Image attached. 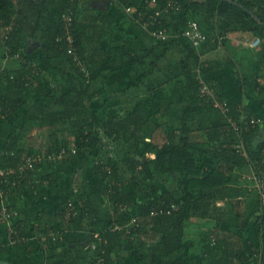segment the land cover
Instances as JSON below:
<instances>
[{
    "label": "trees",
    "instance_id": "16d2710c",
    "mask_svg": "<svg viewBox=\"0 0 264 264\" xmlns=\"http://www.w3.org/2000/svg\"><path fill=\"white\" fill-rule=\"evenodd\" d=\"M15 1L19 11L14 10ZM93 1L0 0V27L14 23L8 41L3 43L4 48L9 46V54L6 51L5 54L11 56V59H16V65L19 66L16 70L0 73V85L6 86V92L0 96V125L8 122L23 107H28L23 123L14 124L6 146L0 149V167L18 169L26 163L34 149L22 146L23 141L32 136L25 133L32 124L40 121H50L52 128L57 121L67 123L75 139V157L84 152L94 153L100 150L105 145V128L112 131L110 135L115 134L119 138L124 136L128 152L123 158V164L127 172L132 174L131 179L121 177L122 169L116 159L119 156L117 153V156H114L116 158L106 155L103 158L100 155L95 160L92 175L108 183H96L98 193L87 180L85 170L76 174L74 180L78 190L76 199L82 204L84 212L88 213L92 225L88 237L95 238L90 235L92 231L101 233V236L97 237L101 241V247L97 254L94 253V258L103 259L100 263L98 261V264H122L116 235L108 230L107 233L104 231L111 223L125 225L139 215V222L130 232L131 236L138 235L139 241L131 247L132 255L138 264H163L167 258H172L181 251L184 254L173 264H203L204 256L210 254H189L192 243L184 241L185 223L195 214L207 216L221 210L218 200L227 197L229 186L238 183L250 166L253 173L258 172L264 176V138L259 137L264 130V119L251 107L228 98L223 84L212 77L232 66L237 58L227 45L226 34L236 33L237 37L239 33L241 36L249 34L260 39L262 46L255 56L262 59L254 64V71L261 74L260 80H252V75L248 76L247 80L237 76L234 84L238 95L248 97L258 106L264 107V0H173L179 3L181 9L165 15L162 25L171 33V38L159 42L151 49L134 52H128L126 47L120 45L121 40L131 39L122 23L113 14L95 6H88ZM106 1L122 10L129 21L139 28L142 24L137 23L135 18L139 14L130 15L127 8L133 7L139 12L145 9L153 11V8L148 7V0ZM167 1L169 0H158V4L162 6ZM64 14L73 16V54L69 52L70 43L66 38L58 41V37L64 36L66 31L62 18ZM192 21H196L207 36V41L199 47H195L184 35ZM19 28L38 43L37 59L40 65L57 70L58 87L48 91L43 82L35 85L41 74L38 66L32 60L24 63L21 57H14L19 52L22 54L17 47L24 46V42L15 34ZM142 29L149 34L145 28ZM221 35L224 36L222 44L226 50L218 51L217 58H206L202 61L203 54L218 49V37ZM14 41L19 43L17 47L14 46ZM173 49H178L182 54L176 76H185V84L180 90L186 109L179 119H173L172 122L179 120V126L170 128V135H163L165 141L158 145L156 142L153 146L150 144L142 153L143 141L153 136L148 125L159 122L161 117L168 118V114L174 110L173 102L177 93L170 94L167 89L169 79L156 76L166 55ZM236 51L238 56L242 54L239 49ZM56 61L69 62L73 70L63 67V63L55 65ZM125 70L134 71L137 80L129 82L119 93H130L134 96L138 95V91L145 89L144 95L133 109L126 111L125 115L120 114L118 120L102 124L100 111L105 108L107 99L93 113H90L89 106L96 98L107 93L106 88L98 89L103 77L105 82V73L116 74ZM200 78L211 87V93L201 91ZM173 90L176 92V89ZM33 94L38 97L29 106L30 96ZM216 98L227 104V111L215 105ZM114 113L117 114L115 111ZM195 124L198 125L197 129L194 128ZM145 132H148V135ZM58 146L53 145L48 153L56 154L64 148H69L67 143ZM152 150H155V155L149 157L148 154ZM73 161V158H66L61 162L69 164ZM57 162L9 176L10 184L0 178V191L8 195H18L23 191L43 194L48 189L58 187L60 176L56 172L42 174V169L48 170ZM157 176L175 178L176 190L162 193L155 203H140L137 211L123 215L119 209L120 204L132 207L135 205L134 199L142 202L154 199L161 193L159 186L150 185ZM252 180L255 184L253 177ZM14 181H17V184L13 185ZM255 190L259 196L258 204L253 203L254 212L247 216L245 227L255 230L257 242L248 241L240 246L234 253L237 264H258L260 252L261 264H264V208L259 190ZM101 197L107 198L108 202H103ZM70 208V204L58 207L61 227L66 230L78 221L77 215L69 214ZM161 209L165 210V213L152 215L153 210ZM113 210L115 215L112 214ZM168 211L171 213H166ZM258 211L259 217L256 218ZM251 216H255V222H252ZM1 217L0 212V220ZM41 219L43 217L39 216L38 220ZM22 224L20 222L17 225ZM150 228H156L157 232H150ZM51 231L49 226L40 231L44 238L39 239V248L31 249L30 253H43L46 256V264H85V259H89L90 255L84 250H79L78 247L83 244L80 239L79 243L74 242L75 247L71 248L65 236H50ZM153 235L159 237V241L154 243L156 246L151 247L154 256L144 240L151 239ZM6 250V245L0 239V264L4 263L1 256ZM81 252L87 255L83 256ZM113 253H116V260L112 258ZM91 259L90 264H97Z\"/></svg>",
    "mask_w": 264,
    "mask_h": 264
},
{
    "label": "crops",
    "instance_id": "0c3cea01",
    "mask_svg": "<svg viewBox=\"0 0 264 264\" xmlns=\"http://www.w3.org/2000/svg\"><path fill=\"white\" fill-rule=\"evenodd\" d=\"M118 11L119 9L115 5H112L110 2L107 3L106 12L113 14L117 18V20L120 21V23H122L123 18L117 16ZM127 20L129 21L128 18ZM134 27H136L137 29L139 28L135 25ZM131 32H134L137 38H139V43H143L144 46L150 45L149 49L152 48V45L149 43V41L143 40V38L138 32L136 33L134 30H132ZM144 32L147 33L146 31ZM148 36L152 37L150 34H148ZM243 36L245 37V35ZM247 38L248 39L246 40L245 45L249 43L248 46L250 48L253 47L251 50H255L254 47L256 48L259 46L258 50H260V46H261L260 43H259L260 45L259 44L256 46L252 45L256 43L257 40L256 37L254 38L248 34ZM240 43L241 42L239 40L238 44ZM216 50H213L212 52H210V54L207 53L209 54L208 57H206L207 55L203 54L204 59L201 60L203 61L206 58L207 59L217 58L218 51ZM222 50L224 49H221L220 51ZM248 52L249 54L253 53L248 50L247 52H245V54L247 55ZM241 53L243 54V51ZM31 57L32 59L30 60H32L35 63V65H37L35 60L38 57V53L35 52L34 54L31 55ZM130 72L131 71L129 70H125L113 74V76L116 77L117 84H120L121 86L118 87L120 90L127 87L124 86L123 83L129 82ZM219 75L220 74L215 76H219ZM214 79H216L218 82L223 84L224 92L226 93L228 98L235 101L236 103L239 102L241 105H247L251 107V109L257 111L260 114V117L264 119V107L258 106L256 102H253L248 97L238 95L234 82L233 84L232 83L227 84L222 82L223 79H219V78H214ZM132 81L135 80L133 79ZM27 110L28 107H23L8 122L0 125V149L6 146L8 137L12 132L14 124L23 123ZM259 137L264 138V135L260 134ZM33 153H42V152L34 149ZM55 165H53V167ZM68 165L69 164L64 163L63 166L59 167L55 171H53V167L48 169L49 172L46 173L59 172L60 182L58 187L48 189L43 194L41 193L31 194L28 191H23V193L18 195H8L0 191V209H1L0 212L2 215L1 217L2 219L0 220V239L3 241V243L6 245L7 248V250L4 252V255L2 254L1 256L3 259L2 261H4V264H7L8 262H10V260L5 259L3 256H5L7 253L12 254L11 251L14 248H16L15 250L17 253L16 260L19 262V264H46V256L43 253L41 254L33 253V252L30 253L31 249L34 250L39 248L40 246L39 239L44 238L43 234H41L40 231L44 229V227L46 226H49V228L52 229L50 236H54V237L55 236L57 237L58 235L60 237L65 236L66 242H68L71 248L73 247V245L75 247L74 244L75 240L77 241L78 239H80L83 245L85 246L84 249L82 248V252L84 250L85 252L90 254V251L94 250L91 247L92 243H86V241L89 240L88 231L92 230V225L90 223L91 221L87 216L88 213L84 212L85 210L82 208V204L76 199L78 190L76 189L77 187L74 186L75 178L73 176L71 178V175L69 173L70 171L65 170V168H68ZM46 169L47 168H44L42 171ZM251 174H252L251 176L252 179L253 177L252 166L248 168L245 176L238 183H234L229 186L228 191L226 192L227 197L223 199H219L217 202L221 210H218L214 213L212 212V214L207 216L195 214L194 217H192L187 223H185L184 241L192 243V247L190 248L189 254L200 255V256H204L206 252L210 254V256L208 255L204 256L203 264H222V263H226V261H228L229 264H237L238 261L237 262L235 261L236 259L234 253L240 248V246L242 244L245 245L248 241L254 243L257 242V236L255 230L251 228L249 229V227L247 228L245 227L247 216L252 215L254 212L253 203L255 202L258 204V199H259L257 191L255 192V189L253 190V188L250 186V183L252 182L248 177ZM94 178H95L94 181H90L88 179L87 180L93 183V185L91 184V186L92 188L93 187L95 188L94 191L96 192H97V189L95 187L96 183L101 182L104 184H108L105 181L99 180L97 177ZM133 201L135 205H132V207L125 204H120L119 209L122 211L123 215L131 214L133 210L135 211L137 209L138 204L140 203L152 204L155 203L157 199L144 200L142 202L134 199ZM104 202L106 203L108 202V199L105 197H104ZM70 203L74 204L76 210L78 211L77 214L78 221L75 225H72L73 224L72 223L71 228L66 230L65 228L61 227L60 224L61 220L59 219L60 217L58 218L59 214L57 213L59 206ZM106 203L104 204L105 208L107 207ZM114 211L115 210H113L112 212L113 215H115ZM154 211L157 210H153L152 215H154L153 214ZM39 216L43 217L41 221L38 220ZM200 219L203 221L201 222ZM254 219L255 216L254 217L251 216V220ZM20 222L23 223L22 226L17 225ZM137 222H139L138 218L134 217L133 219H131V221L128 224L125 225H120L116 222L113 224L111 223L109 227L104 231V233H107L108 230L109 233L111 232L114 235H116V242L120 246L119 249L117 250H119L120 253L119 255L120 257H122L121 259L122 264H138L137 260L132 255V249H131V247L135 245V242L139 241L138 235L131 236L130 233L131 228L135 227V224H137ZM149 231L154 233L156 231V228H150ZM4 232L7 233L4 234ZM22 233L23 234L25 233L24 236H22L23 235ZM7 234H11V237L8 240L14 243L13 247L11 248L8 247L7 245L8 242L5 238V235ZM117 234H122V236ZM90 235L95 237V238H90V240L99 241L97 237L101 236V233L99 231H92ZM72 237L76 238L73 242H72ZM144 240L145 242H147V248L150 249V253H151L152 252L151 247L154 248L156 246L154 243H157L159 241V237L153 235L151 239L145 238ZM99 242L101 243V241ZM104 247H105V243H104ZM87 253L85 255H87ZM183 254L184 252L181 251V253L176 254L172 258H167V260L163 264H173L175 260L181 257ZM211 254H213V256H211ZM152 256H154V252H152ZM116 257H117L116 253H113L112 255L113 260H116ZM91 258L92 257L89 256V259Z\"/></svg>",
    "mask_w": 264,
    "mask_h": 264
},
{
    "label": "rangeland",
    "instance_id": "374dc122",
    "mask_svg": "<svg viewBox=\"0 0 264 264\" xmlns=\"http://www.w3.org/2000/svg\"><path fill=\"white\" fill-rule=\"evenodd\" d=\"M133 1V0H131ZM201 1V0H199ZM90 4V3H89ZM88 5V4H87ZM90 7L95 6L99 9L105 10L106 11V7H107V1L106 0H94L90 5H88ZM118 8V7H117ZM119 9V8H118ZM14 10L15 11H19V7L17 5V1H15V5H14ZM114 11V10H113ZM117 16L118 17H122L123 21H122V25H124V27L126 28L127 32L131 35V39H128L126 41L121 40L120 45L126 47V50L129 51H142L145 49H149L150 45H143V43H139V38L138 40H136V34L134 32H131L132 30H134L136 33L138 32L141 37L143 38V40L145 41H149V43L152 45V48L155 45H158L159 42L153 38L148 36L147 33H145L142 29L140 28H136L134 27V25L132 23H130L125 14L123 13L122 10L119 9V11L117 12ZM127 24H126V23ZM136 26V25H135ZM3 27H0V73H2L3 71L6 70H16L19 68L18 65H16V59H10L7 58V55L5 54V48H4V44H3V31L1 30ZM142 28V27H141ZM15 34L24 42V46H19V43L14 41V46L17 47L18 51H22V54L20 55L21 59L24 61V63H26V61H30V56L32 54H34L35 52L38 53L37 49H38V43L36 41H33L31 38H29L27 35H25L21 28H19L17 31H15ZM169 34L171 35V33L169 32ZM227 35V36H226ZM225 38H226V42L227 45L231 48V51L234 53V55H236V60L234 62V64L232 66H230L227 70L225 69L219 76H212L214 78H219V79H223L222 82L230 84L233 82H235V79L237 76H241L244 79L247 80L248 76H251L252 80L257 81L260 80V73L259 71H254L255 67L254 64L256 62H258L259 60H261V57H257L254 54L258 51L259 46L258 47H254L255 50H251L252 48H250L247 45H245L248 34H245L244 36H241L239 33V37H237L236 33H228L226 34ZM135 39V40H134ZM224 39V36H219L218 40L220 42L219 47L216 51H220L221 49L226 50L225 46L222 44ZM240 40L241 43L238 44ZM250 42V41H249ZM261 44V41H260ZM259 44V45H260ZM262 46V44H261ZM260 46V47H261ZM11 47L13 48V46L11 45ZM147 47V48H146ZM151 49V48H150ZM236 49H239L241 52L243 51V54H239L238 56V52L236 51ZM251 51L253 53L248 52V54L246 55L245 52L247 51ZM215 51V52H216ZM210 54V52H208ZM209 54L205 53V55H207L206 57L209 56ZM202 55V54H201ZM221 57V56H220ZM28 59V60H27ZM181 59H182V54L178 51V49H173L171 52H169L165 59L163 60V62L161 63L159 72L156 73L157 77H163L165 79H169V84L167 89L170 91V94L173 92L177 93V96L175 97L174 100V104H173V111L171 113L168 114V118L165 117H161L159 122L156 123H151L148 126L149 131H151L153 133V136L150 138H147L146 141H143L142 143V153L144 151H146L147 147L151 144L152 146L155 144H162L165 140H164V136L163 135H170V128H174V127H178L179 126V120L178 121H173L176 119H179V117L182 116L183 112L186 109V104L185 101L181 100L182 99V91L180 90V88H182L185 84V76L184 75H178L176 76V74L178 73V67L179 64L181 63ZM202 59H204V55H202ZM36 61V66H38V68L41 71L40 74V80L38 81L37 84L35 85H40L41 82H43L48 91L51 90L52 88H56L57 83L56 80H59V75L57 70L54 67H46L43 68V66L40 65L38 59L35 60ZM151 61V60H150ZM63 63V67H66L67 69L73 70L71 68V65H69V62H64V61H56L55 65L58 64H62ZM39 64V65H38ZM42 67V68H41ZM172 70V71H170ZM167 72V74H166ZM52 73H55L54 76H51ZM259 73V75H258ZM106 79L104 82V77L101 79L99 85H98V89L101 87V89L106 88L107 93L103 94L101 96H99L98 98H96L89 106V111L90 113H93L94 110H96L97 108H99L100 106H102L104 104L105 99H107V104L105 105V108L103 110L100 111V119H101V123L104 124L107 121H116L119 119L120 114L125 115L126 111H129L131 109H133L137 102L140 101L144 95L145 89H142L141 91H138V95L135 94L134 96L130 95V93L128 94H123L121 95L119 93L120 89L118 87H121L120 84H117L116 82V77L112 76L113 74H110L108 72H106ZM58 75V77H57ZM130 81L137 80V76L135 74L134 71L130 72ZM55 77H57V79H55ZM213 78V79H214ZM217 81V80H216ZM129 82L123 83L124 86H127V84H129ZM220 83V82H219ZM34 86V85H33ZM5 84L0 85V96L5 93L6 89H5ZM58 87V86H57ZM176 89V92L173 90ZM173 90V91H172ZM132 91V90H131ZM38 95L37 94H33L30 96V105H32L36 99H37ZM29 105V106H30ZM121 109V111H120ZM114 111L117 113L115 114ZM7 126V125H6ZM198 125H194V128L197 129ZM168 129V130H167ZM195 129V130H196ZM105 133H104V146L100 149L95 151L94 153H90V152H84L83 154H80L79 156L75 157L76 154H73L72 150L75 149V145H74V135L72 134L70 128L68 127L67 123H64L63 121L59 122L57 121L56 124L54 125V128H52L50 126V121H40L36 124H32L31 127L29 128V130L25 133V135H32V136H28L27 139H25L23 141L22 146L23 147H30L33 148L37 151H41L42 153H48L49 150H51L52 146H62L65 143L69 144V150L71 152H69L68 157L67 158H73V162L69 163L68 168H65L66 171H70V175L71 178L72 176L76 179V174H79L82 172V170H85V175L87 177L88 180L90 181H94L95 178L92 175V169L93 166L95 164V160L97 158L103 157L106 155V157L108 156H117V153L119 154V156L116 158L117 161H119V167L120 169H122L121 171V177L125 178L126 180L131 179L132 174L128 173L126 170V166L125 164H123V158L126 156L127 154V145L124 136H121V138L117 137L115 134L110 135V133L112 132L111 130H106L105 128ZM145 134L148 135V132H145ZM264 134V130L263 133ZM119 138V140H118ZM114 140V141H112ZM58 146V147H59ZM67 149V150H68ZM104 151H108L107 153H104ZM57 154V153H56ZM135 153H132V155ZM155 155V150L150 151V153L148 154V156L152 157ZM61 161H58L57 165H55L53 167V171H55L56 169H58L59 167L63 166L64 163H59ZM59 163V164H58ZM43 170V169H42ZM58 171V170H57ZM44 172H49V170H44L42 171V174ZM59 175V172H56ZM246 174V173H245ZM252 174L248 177L250 179V181L252 183H250V186L254 189H256L255 184L253 182V180L251 179ZM73 178V180H74ZM103 181V180H101ZM175 178H173L172 176H157V178L154 181L150 182V185H157L159 186L161 193L158 194V196H156L154 199H159L162 195V193L166 192V191H170L173 192L176 190V182H175ZM92 185L93 183L90 182ZM122 183V182H121ZM75 186V184H74ZM93 189H95L93 187ZM98 192V190H97ZM256 192V190H255ZM258 194V193H257ZM101 200L104 202V197H101ZM137 211V209H136ZM256 218L259 217V211L258 213L255 215ZM136 218H139V215L135 216ZM215 217V216H214ZM134 218V217H133ZM132 218V219H133ZM201 220V219H200ZM203 220H201L202 222ZM252 222H255V219L252 220ZM7 232H4V234H6ZM11 234H7L5 235V238L8 242V247H13V242L9 241L8 239H10ZM75 237H72V242L75 240ZM89 240L86 241V243H92L91 247L98 252V249H100L101 245L100 242L97 240H90V237L88 238ZM98 239V238H97ZM79 240H77L78 242ZM76 242V240H75ZM79 243V242H78ZM74 247V245H73ZM84 245L81 244L78 248L79 250L82 251V248L84 249ZM16 248L12 249L11 253H7L5 256H3L5 259H9L10 262H8L7 264H19V262L16 260ZM94 250L90 251V256L92 257L91 261H96L98 264V260L94 258V253H96ZM82 253V252H81ZM97 254V253H96ZM4 255V254H3ZM82 255L84 256V254L82 253ZM85 264H90V260L85 259ZM4 264V263H3Z\"/></svg>",
    "mask_w": 264,
    "mask_h": 264
},
{
    "label": "built area",
    "instance_id": "2783aa9c",
    "mask_svg": "<svg viewBox=\"0 0 264 264\" xmlns=\"http://www.w3.org/2000/svg\"><path fill=\"white\" fill-rule=\"evenodd\" d=\"M148 7L153 8V11H149L147 9L142 10L139 12L138 9L136 8H127V12L131 15H135V13H138V17L136 18V22L142 24V28H145L149 34L157 41L159 42H165L168 41L171 38V35L169 34L168 30L163 27V18L165 15H169L173 12H178L181 9V6L179 5L178 2L169 0L167 3L164 5L160 6L158 4V0H148ZM63 20L65 22V34L62 37H58V41L63 40V37L66 38L69 41V52L74 53V40L72 37L71 29L73 26V16L71 14H64L63 15ZM154 27H157V30H153ZM14 29V23L9 24L8 26L2 28L1 30L3 31V43L5 44L10 35L11 31ZM184 35L188 37L193 45L195 47L201 46L203 43L207 41V36L203 33V31L200 28V25L196 21L190 22L188 28L185 30ZM260 43V39L256 40V43L252 44L254 46L258 45ZM8 45L6 46V53L9 54V49ZM21 52L17 53L14 57L15 58H20ZM8 58L11 59V56H8ZM27 63V61H26ZM83 67V70L85 71V67L83 65H80ZM201 79V78H200ZM201 91L203 93H211L212 89L211 87L203 80L201 79ZM215 105L219 108H221L224 111L228 110L227 104L223 103L220 101V99L216 98L215 100ZM1 112H0V117H1ZM69 150L67 149H62L59 151L57 154H52V153H32L30 156L27 158V161L25 164L21 165L18 169H15L13 167L10 168H2L0 167V178L4 179L5 183L10 184L11 181H9V176H16L24 172L25 170H30L34 169L35 167H43L44 165L48 163H52L55 161H62L68 157ZM73 154L77 153V149L72 150ZM253 179L255 181V187L259 190L260 194V199L262 203V207L264 208V176H262L258 172L253 173ZM17 182V181H16ZM15 181L12 182L13 185L17 184ZM70 211L69 214L72 215H77L78 211L76 210V207L74 204L70 203ZM165 213V210L161 209L160 211H154V215H158L159 213ZM166 213H171L170 211ZM260 259L258 261V264H261L262 260V253L260 252L259 254ZM103 259H99V263L102 262Z\"/></svg>",
    "mask_w": 264,
    "mask_h": 264
}]
</instances>
